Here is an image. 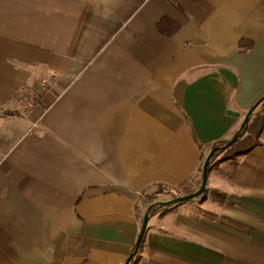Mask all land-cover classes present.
Wrapping results in <instances>:
<instances>
[{
    "label": "crops",
    "instance_id": "obj_1",
    "mask_svg": "<svg viewBox=\"0 0 264 264\" xmlns=\"http://www.w3.org/2000/svg\"><path fill=\"white\" fill-rule=\"evenodd\" d=\"M262 96L264 0H0V264H123L143 194L198 190ZM261 142L214 163L211 207L152 214L130 264H264Z\"/></svg>",
    "mask_w": 264,
    "mask_h": 264
},
{
    "label": "trees",
    "instance_id": "obj_2",
    "mask_svg": "<svg viewBox=\"0 0 264 264\" xmlns=\"http://www.w3.org/2000/svg\"><path fill=\"white\" fill-rule=\"evenodd\" d=\"M159 27L161 29L170 28L171 32H175L179 28V24L173 22L170 18L164 16L159 21ZM252 45H253V41H249V40L241 41V46L243 47V49H245L246 47H247L246 49L251 48ZM262 107H264V96L259 98L251 107L254 108V111L250 117L249 123L242 125V127L237 131L239 132L240 136L234 143H230L231 137H229V138H223L221 140L209 144L208 146L209 151L207 153H203V164L209 152L215 147H217V150L214 153V156L212 157L208 169V173L212 169L214 163H220L231 158L239 159V157L248 153L253 148H255L256 146L262 143L261 135L264 129V110L262 109ZM225 152L228 154L224 157L222 156L221 158H219V156ZM152 189H153L151 193L152 200L151 203L148 204L147 208L151 204L158 201L159 199H162V197L173 198L178 196V193L174 188L164 184H156ZM203 195L204 194H202V196ZM181 203L182 202H180L179 204ZM161 209H163V207H160L159 205L154 206L150 212V215L156 213Z\"/></svg>",
    "mask_w": 264,
    "mask_h": 264
},
{
    "label": "water",
    "instance_id": "obj_3",
    "mask_svg": "<svg viewBox=\"0 0 264 264\" xmlns=\"http://www.w3.org/2000/svg\"><path fill=\"white\" fill-rule=\"evenodd\" d=\"M253 111H254V108L249 109L248 113L245 116V119H244L242 125L249 123V120H250V117H251ZM239 136H240L239 132H236L234 134V136L230 139V143H234L239 138ZM216 150H217V147L213 148L206 157V160H205L203 167H202V184L198 190H196L192 193L186 194V195H180L177 197H173L169 200L157 201V202L151 204L147 208L145 215H144V218H143L142 227H141L139 236H138L136 244H135V248L130 253L127 260L123 264H130L133 261L135 255L137 254V252H138V250H139V248L143 242V238H144V235H145V232H146L149 220H150V216H151L150 212L154 206L159 205L160 207H165V206L172 205L175 203L185 202L187 200L199 197L205 193V191L207 189V183H208V169H209L212 157L214 156V153L216 152Z\"/></svg>",
    "mask_w": 264,
    "mask_h": 264
},
{
    "label": "rangeland",
    "instance_id": "obj_4",
    "mask_svg": "<svg viewBox=\"0 0 264 264\" xmlns=\"http://www.w3.org/2000/svg\"><path fill=\"white\" fill-rule=\"evenodd\" d=\"M262 109L264 110V107H262ZM228 153H223L221 154L220 156L224 157L226 156ZM219 156V157H220ZM153 189H150L148 191H146L143 195L145 196V200H144V203L145 201L147 202H150L152 199H151V193H152ZM206 197H203L202 195L199 196V197H196V198H193V199H190V200H187L186 202V205H183V207H186L191 213L193 214H198L200 211V205H204V206H208V207H211L209 204L211 202L215 203L216 201L218 200H221L223 199L222 195H219L218 193L217 194H214L216 193L217 191L213 189V187L210 185L209 188H208V183H207V189H206ZM179 195V194H178ZM188 202V203H187ZM183 203V202H182ZM180 205L182 204H179V203H175V204H172V205H168V206H165L163 207V209H167V208H171V207H179ZM203 212V211H202Z\"/></svg>",
    "mask_w": 264,
    "mask_h": 264
},
{
    "label": "built area",
    "instance_id": "obj_5",
    "mask_svg": "<svg viewBox=\"0 0 264 264\" xmlns=\"http://www.w3.org/2000/svg\"><path fill=\"white\" fill-rule=\"evenodd\" d=\"M49 82L47 78L42 79L41 81H39L36 85H35V89L34 92L29 94L30 96H34V95H42L44 94L47 89L49 88L48 86ZM26 96V97H21L20 98V102L23 105V108L26 110L29 107V101L30 99H32L30 96Z\"/></svg>",
    "mask_w": 264,
    "mask_h": 264
}]
</instances>
